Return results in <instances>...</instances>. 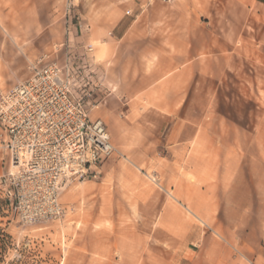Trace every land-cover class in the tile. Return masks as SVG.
<instances>
[{
  "label": "rangeland",
  "instance_id": "374dc122",
  "mask_svg": "<svg viewBox=\"0 0 264 264\" xmlns=\"http://www.w3.org/2000/svg\"><path fill=\"white\" fill-rule=\"evenodd\" d=\"M159 1L164 31L138 58L81 31L75 4L92 0H0V95L38 59L68 68L113 146L98 178L62 186L55 216L29 219L0 184V264H264V7ZM7 160L0 137V177Z\"/></svg>",
  "mask_w": 264,
  "mask_h": 264
},
{
  "label": "built area",
  "instance_id": "2783aa9c",
  "mask_svg": "<svg viewBox=\"0 0 264 264\" xmlns=\"http://www.w3.org/2000/svg\"><path fill=\"white\" fill-rule=\"evenodd\" d=\"M67 69L38 59L26 80L0 95V137L8 154L0 184L29 219L59 214L62 186L98 178L99 163L113 153L106 125L89 115L98 106L93 92Z\"/></svg>",
  "mask_w": 264,
  "mask_h": 264
},
{
  "label": "crops",
  "instance_id": "0c3cea01",
  "mask_svg": "<svg viewBox=\"0 0 264 264\" xmlns=\"http://www.w3.org/2000/svg\"><path fill=\"white\" fill-rule=\"evenodd\" d=\"M104 2H108V4ZM256 3L258 6L264 7V0H256ZM75 5V12H77L78 16L83 21H81L82 24L80 22L77 23L81 28V31H84L88 27L90 31L94 32V34L91 35L93 38L107 40L106 42L117 49L119 53L126 52L127 50H140L136 57L139 56L138 58H142L145 52H147V47H144L143 45L145 43V34H158L159 32L162 33L164 31V26L158 27L153 24V22H157L158 18L162 17L163 14V6L159 0H156L155 2H152L151 0H92L91 12L85 10L82 2H77ZM104 8L109 9L110 11L114 8L115 18L113 20L98 19V14L102 13ZM127 10H130L131 12L129 16L125 14ZM104 16H108L107 12L104 13ZM148 20L152 22L147 24V22H149ZM172 29L174 31V27ZM203 33L206 34V31ZM207 35V40L205 39L201 45L198 42V48L200 50L211 48L212 41L210 33H207ZM155 42L156 48L161 49V46H158V40ZM172 43L174 49L179 47L178 39H175V37H172ZM188 43L191 44L193 49L197 47V42L195 40H189ZM162 50L163 49L159 52L162 53ZM159 56L161 57L160 64L162 68L166 67L169 70L170 68H174L175 66L178 67L183 64L176 55L165 57L164 54H161ZM199 68L203 74L207 73L205 63L202 67L199 66ZM192 69H194V65ZM187 70L189 71V68H187ZM155 74H157V72ZM174 75L172 80L180 79L179 74ZM142 79L145 80V77ZM146 79L149 80V77ZM162 127V130H164V128L167 127V124Z\"/></svg>",
  "mask_w": 264,
  "mask_h": 264
}]
</instances>
